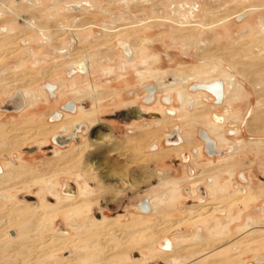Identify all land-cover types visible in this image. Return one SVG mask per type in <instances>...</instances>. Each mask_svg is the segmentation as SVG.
Instances as JSON below:
<instances>
[{"label": "rangeland", "instance_id": "obj_1", "mask_svg": "<svg viewBox=\"0 0 264 264\" xmlns=\"http://www.w3.org/2000/svg\"><path fill=\"white\" fill-rule=\"evenodd\" d=\"M1 1L10 5L15 13L0 4V104H7L18 98V92H33L37 97L30 96L29 99L32 98L34 103H30L21 112L0 109V126L6 123L9 125L6 127L7 132L0 137V143L3 141L0 144V164L9 160L17 166L28 168L27 173L19 172L0 184V216L8 210L13 212L19 204H39V196L43 206L48 204L44 200L45 196L52 197L48 186L36 183L45 177H51L56 191L57 186L70 183L72 187L82 185L84 189L91 190V193L85 198L76 197L70 202L72 207L80 210V203L84 201L86 207L81 214H69L67 207H56L54 219L51 220L54 226L48 223L47 226L39 227L35 234H29L44 245L48 237L53 235L52 226L55 228V225L66 227L75 236L72 237L75 242L66 243V251H52V258L41 256L44 245H39L37 251L27 249L26 260L20 261L18 255L7 246L6 239L13 238L8 236L9 230L18 231L22 225L6 224L3 218L0 219V264H40L43 260L59 264L61 260H66L71 251L73 254L80 253L75 244H82V241L89 249L85 251L86 257L90 261L95 260L96 264L171 263L170 255L158 254L155 249L158 242L155 240L163 237L173 239L181 233H191L194 236L198 233H192L200 230L207 234L204 220L209 223L213 219L218 221L215 222L218 226L214 227L218 232L212 231L209 235L211 239L203 243H215L218 248L208 246V249L188 252L192 263L209 264L204 262L209 259L211 264H217L225 259L230 264H264V8L259 6L264 0ZM253 5L259 9H250L243 17L237 18V10ZM228 17L230 20L209 30L181 26V23L215 24ZM23 18L38 22L48 30L42 32L35 29ZM140 19H144L146 23L131 27ZM107 29H119V32L111 35ZM123 29L126 33H120ZM130 49L136 52V64L125 58L127 50L133 55ZM234 64L237 68L247 69L246 76ZM201 70L206 73L200 72ZM224 73L235 79L231 89L233 94L236 97L246 94L245 97L218 108H211L213 102L204 98L207 106L198 107L205 111L195 119L180 111L177 86L185 87L194 95L193 108L185 107V111L191 113L198 100V92H192L191 87L196 83L211 82L206 81L208 76L222 78ZM243 78L248 81L244 82L245 87H242ZM257 83H262V86ZM48 85L54 86L52 95H49L58 96L56 103L45 90ZM148 86H156L153 89L158 90L156 94L152 90L155 97L152 95L151 103L147 102L146 97ZM163 97L171 100V103L164 104ZM67 100L77 101L84 109H77L73 102L65 115H81V119L91 120L93 124L79 142L75 141L61 148L56 155L53 152L51 134L37 135V130L45 127L46 123H51L49 115L60 109L59 104ZM132 104L147 106L152 110L159 109L167 116V123L160 124L159 127L141 119L140 124L129 126L128 122L114 116ZM94 109H97V112H93L95 116L92 113L89 114L90 117L85 116ZM217 114L222 117L219 124L221 123L222 135L228 142L218 145L224 150L223 154H229L210 158L199 131H210L211 125L218 123L213 117ZM27 117L32 119H26ZM174 127L182 135L188 132L193 134H190L191 142L185 141L186 146L182 149H172L167 145L165 134L173 132ZM229 131H240L241 134L239 132L238 135L229 137L226 134ZM109 132L112 135L105 136ZM19 134L25 137L19 145H11L3 140V137L9 139ZM96 134L105 136L103 143L81 151L79 145ZM200 148L202 156L190 157L189 164L182 161L183 153L191 154ZM59 156H70L71 159L59 160ZM52 160H55V165L47 163ZM190 167L193 168V174L196 173V187H208V181L218 176L226 195L213 199L214 193H211L212 196L207 197L209 201L206 207L187 210L197 194L196 191V194L192 192L194 181L187 179ZM230 170L234 171L233 175ZM242 173L252 179L245 182L241 178ZM174 180L180 183L178 198L173 204L161 206L151 213L148 218L150 226L141 223L136 226L141 228L132 233L127 226L106 221L96 225L98 228L93 226L83 229L84 234L91 232L93 235L92 239L82 240L77 238V229L68 226L67 217L73 224L88 223L98 214L110 218L121 213L122 222L138 220L137 214L131 217V213H139L136 206L142 200L157 194L168 196V199ZM232 183H235V187L236 184L246 185V195L251 192L256 195L241 202L237 197L243 194L234 191ZM187 188L191 189V196L187 194ZM7 197H11L12 201L4 200ZM212 204L216 208L209 210L207 207ZM189 215L192 219L187 218ZM227 215L229 222L224 221ZM171 221L177 222L174 224L176 226L170 224ZM209 227L212 230L211 223ZM132 237L140 243L123 251L118 250L119 243ZM21 241L32 242L30 238ZM93 244L98 245L97 250L90 248ZM143 244H146L145 247ZM177 250L181 251V248ZM208 251L212 253L208 254ZM143 253L153 259L149 262L143 259H133L134 262H131L126 259L127 255L132 259L139 258ZM13 258L14 262L11 260ZM79 263L84 264L77 260L65 262Z\"/></svg>", "mask_w": 264, "mask_h": 264}, {"label": "bare ground", "instance_id": "obj_2", "mask_svg": "<svg viewBox=\"0 0 264 264\" xmlns=\"http://www.w3.org/2000/svg\"><path fill=\"white\" fill-rule=\"evenodd\" d=\"M0 4L1 5H4L5 7H7V9L10 11V12H13V13H15V10H13V8L10 6V5H8L7 3H4L3 1H1L0 0ZM30 4H33V3H31L30 2ZM243 10H244V8L243 9H239V10H237L236 12H237V14L238 13H240V12H243ZM0 15H1V11H0ZM19 17H21V16H19ZM241 17H243V16H239V18H241ZM22 18V17H21ZM23 20L25 21V22H27L29 25H31L33 28H35V29H38V30H40V31H42V32H44V31H46V30H48L47 28H43L42 26H40V24L37 22H35V21H33V20H30V19H25V18H23ZM220 22H222V20H220V21H218V22H216L215 24L214 23H210V24H208V23H197V24H194V25H192V24H190V25H184L183 23H181V26H196V28L195 29H197V30H199V29H209V28H211V27H213L214 25H216V24H218V23H220ZM146 23V21L144 20V19H140L139 20V22L138 23H136L135 25H132L131 27H138V26H142L143 24H145ZM188 30L190 29L189 27L187 28ZM191 29H194V28H191ZM11 30V29H10ZM9 30V32H13V31H10ZM13 30V29H12ZM63 30H66V27H63ZM108 30V34H111V35H116V34H118V32H119V29H114V30H111V29H107ZM124 31H120V33H126V31H125V29H123ZM7 33V32H6ZM121 35V34H120ZM8 38V37H7ZM3 41V40H2ZM4 41H5V38H4ZM3 41V42H4ZM2 42V43H3ZM6 42V41H5ZM135 42H137V41H135ZM135 42H133V43H135ZM140 42V41H139ZM142 42V41H141ZM1 43V42H0ZM7 44V43H6ZM4 45V44H3ZM133 45V44H132ZM0 46H2V44L0 45ZM5 47V46H4ZM134 47V46H133ZM135 50H136V48H134ZM131 51H133L132 49H130ZM135 50H134V56L133 57H129V56H132V55H130L131 53H130V51H128L127 50V53H126V55H125V58H127L128 59V61L129 62H132V64H136L137 62H135V58H136V52H135ZM133 53V52H132ZM127 54H128V56H127ZM146 54V53H145ZM214 54V53H213ZM216 54V53H215ZM148 56V55H147ZM213 68V67H212ZM199 72V71H198ZM200 72H203V73H206V71H200ZM222 76H225L226 78H227V81H228V84L230 85L231 84V81H230V79H229V74L227 75V74H223ZM216 77H207L206 79L207 80H213V79H215ZM48 88H50V90L51 91H53L54 90V86L53 85H48L47 86ZM176 88H178L179 90H178V93H179V98H180V101H181V103H185L189 98H191L193 95L191 94V93H189V92H187V90H186V88L184 87H181V88H179V87H176ZM204 88H207V86H205ZM182 89V90H181ZM208 89V88H207ZM184 90H185V92H184ZM25 93L27 94V96H31V97H37L36 96V94L35 93H33L32 92V94H31V92H29V91H25ZM24 93V94H25ZM24 94L22 93V92H18V98H16V99H14L13 101H12V104L14 105V104H17L18 106H25V98H24ZM30 101H32V98L30 99ZM193 115H195V113H193V114H191L190 116H193ZM80 116V115H79ZM75 119H76V117L75 116H72V115H69V114H67L66 116H65V118L61 121V122H57V123H54V124H51V123H47L46 125H45V127H43L42 129H39V130H37L38 132H37V135H39V134H44V135H48V134H52V133H54V132H56L59 128H61V127H64V128H67L68 130L71 128V126H72V124H73V122L75 121ZM166 120H168V119H166ZM166 120H163V122H166ZM28 121V120H27ZM153 122H155V121H153ZM162 123V122H161ZM20 124V123H19ZM9 125H8V123H6V124H3L2 126H0V137L1 136H4V133L5 132H7V128L6 127H8ZM18 126V125H17ZM21 126H22V124H21ZM21 126H20V128H21ZM37 126V125H36ZM35 126V127H36ZM40 126V125H39ZM34 127V126H33ZM9 128H11V127H9ZM13 129H15L14 127H13ZM12 130V129H11ZM16 130V129H15ZM10 131V130H9ZM17 131V130H16ZM19 133V132H18ZM17 133V134H18ZM147 133V132H146ZM150 133V132H149ZM15 134V133H14ZM27 134V133H26ZM26 134H25V136H26ZM109 134H111L110 132H109ZM106 135H108V134H106ZM221 135V134H220ZM35 136V135H34ZM43 136V135H42ZM99 136V135H98ZM111 136V135H110ZM150 136V135H149ZM101 137V136H100ZM144 137V136H143ZM4 139V141L5 142H7V143H10L11 145H19V144H21L22 143V141H23V139L25 138L24 136H22V134H19V135H14V136H12V137H10L9 139L7 138V137H3ZM186 138H187V140L189 139V137H188V135H186ZM221 138H222V142H227L226 140L227 139H224L222 136H221ZM140 139H142V138H140ZM107 140H109V139H107ZM156 140V139H155ZM102 140L100 139V142H101ZM153 141V140H152ZM3 142V141H2ZM1 142V143H2ZM145 142V141H144ZM255 142V141H254ZM0 143V144H1ZM42 143V142H41ZM228 143V142H227ZM251 143H253V141H251ZM101 145V143H99L98 142V140L96 141V140H93V139H91L89 142H87V143H85V144H83V145H80L79 146V148L81 149V151L82 150H85V149H87L88 147L90 148L91 146H94V147H97L98 145ZM120 144V143H119ZM144 144V143H143ZM264 144V143H263ZM99 145V146H100ZM261 145H262V143H261ZM120 146V145H119ZM137 146H139V145H137ZM236 146V145H235ZM130 147V146H129ZM136 148V147H135ZM172 149H176V148H172ZM59 152H60V150H56V155H58L59 154ZM128 152V151H127ZM124 153V152H123ZM126 154V153H125ZM142 155V154H141ZM66 158H68L69 160L71 159V157L70 156H59L58 157V159L60 160V159H66ZM56 160V159H55ZM55 160H52V161H48L47 163H49L50 165H55L56 164V162H55ZM4 165H3V167H4V172L2 173V174H0V184H3V183H5V181H7V180H9L10 178H12V177H14V176H16L19 172H21V173H23L24 171H26V170H28V168L27 167H24V166H17V165H15L12 161H4V163H3ZM147 163H145V165H146ZM227 168V167H226ZM76 169V168H75ZM74 169V170H75ZM231 172H233L232 170H230ZM29 172V171H28ZM26 173H27V171H26ZM88 174V173H87ZM90 174V173H89ZM20 175V174H19ZM28 179H29V177H28ZM26 180V179H25ZM21 183V182H20ZM36 183H45V185L46 186H48V188H49V193H51V194H53V195H55L57 198H58V201H57V203L55 204V205H53V204H50V203H48V204H46V205H42V203L40 204V206L37 208V209H35V210H29L28 208H27V204H19V206L18 205H16V209H14V211L13 212H9V210H8V212L7 213H5V214H3V215H1L0 216V219H4V222L6 223V224H21L22 226H21V228L18 230V236H17V238H15V239H12V238H8V239H6V243H7V246H9V248H11L12 250L11 251H14V254L16 253L17 255H18V258H19V260L20 261H22V260H24L25 259V257L28 255V253L26 252V250L27 249H33V250H35L36 248H38L39 247V245H44V243L42 242H39V241H36V239H33V237H31L29 234H35V231L36 230H38V228L39 227H42V226H47L48 225V223H50L51 225H53V223L51 222V220L52 219H54V213H55V208L56 207H59L58 209H65L66 207L68 208V210H67V213H71V214H73V215H79L80 214V210L79 209H77L76 207L74 208V206L72 207V205L73 204H71L70 202L72 201V200H74L76 197H72V196H64V195H60L57 191H56V187H55V185L52 183V179H51V177H45V178H43L42 180H37V182ZM180 184V183H179ZM177 182H172L171 183V185L172 186H176V185H179ZM54 185V186H53ZM1 186V185H0ZM218 187H219V184L217 183V179L215 178V183L212 185V189H214L215 190V192H214V194L213 195H215L214 196V199H218L219 197H221L222 195H225L224 194V192L222 193V195L220 196V195H218V194H216V192L218 193V191L216 190V189H218ZM82 188V187H81ZM45 189H47V188H45ZM83 189V188H82ZM82 189H80V193H79V195H78V197H81V196H84V195H88V194H90L91 193V191H90V193H89V190H87L86 192H84ZM254 195H256V193H252V194H248V195H246L243 199H241L240 197H237L239 200L241 199V202L243 201H245V200H249V199H251V196H254ZM85 198V197H84ZM12 198L11 197H9L7 200L8 201H12L11 200ZM7 201V202H8ZM233 202V201H232ZM6 203V202H5ZM225 203H227V201L225 202ZM240 203V202H239ZM151 204H152V206H153V208H154V211L156 212L161 206L163 207V206H165L166 204H167V201L166 200H164L163 199V197H162V195H158V196H155V197H153L152 199H151ZM220 204V203H219ZM223 204V203H222ZM232 204H234V203H232ZM237 205V204H236ZM206 207V205H198V206H195V207H188V209L187 208H183V209H187V210H193V209H197V208H200V207ZM220 206V205H219ZM19 208H21L20 210H19ZM209 210H211V209H215L214 208V205L212 204V207H207ZM220 208H221V206H220ZM219 208V209H220ZM222 209V208H221ZM218 210V209H217ZM210 212V211H209ZM212 212V211H211ZM208 213V212H207ZM211 214V213H210ZM186 215H188V213H186ZM186 215H183V216H186ZM135 216V215H134ZM133 216V217H134ZM137 217H138V220H136L135 219V221L133 220V221H129V222H127V223H123L121 220H120V218L119 217H117V219H110V218H106V217H104V219L103 220H97V219H92V221H89L88 223H77V224H73L71 221H70V219L67 217V222H68V225L71 227V228H76L77 229V231H78V235H77V238L78 239H81L82 240V238H91L92 239V235H93V233H83V229L84 230H87V228H90V227H95L96 225H100V224H102L103 222H106V221H110L111 223H113V224H115V225H124V226H127V227H129V231H131L132 233L134 232V231H136L137 229H139V228H141V227H136V226H140V224L142 223L144 226H150L149 224H150V222L148 221V218L150 217V216H146V215H144V214H137ZM215 217V216H214ZM213 217V218H214ZM187 218H189V219H192V217H191V215H189V216H187ZM212 218V217H211ZM212 218V219H213ZM72 219V218H71ZM184 220V219H183ZM188 220V219H187ZM53 221V220H52ZM137 221V222H136ZM224 221L225 222H229V215H227V216H225L224 217ZM223 221V222H224ZM218 223V221L217 220H212V221H210L209 223H211V225H212V230H210L211 228L209 227V223L207 222V220H204V223L206 224V230H207V234H205V233H198V234H196V233H193V234H196V235H194V236H191V235H184V236H182V237H173V241L174 240H176L177 242H175L174 241V248H173V244H172V248L173 249H171V251H163V250H160V249H158V248H156L155 247V249H156V251H158V254L159 255H162V256H166V255H170L171 256V262H172V264H197V263H192L191 261V259H192V257L190 258L189 257V255H188V252L190 253L192 250H196V251H201V250H204V249H208L209 247H213V246H216L215 245V243L214 242H212V243H214V244H211V245H206V244H204L203 242H206V241H208L209 239H211L210 238V234L212 233V231H215V233H217L216 232V230H218V229H215L214 227L215 226H218L216 223ZM137 223H139V224H137ZM177 222H172L171 221V223L170 224H172V225H174V224H176ZM183 223V222H182ZM162 224V223H161ZM160 224V225H161ZM165 224H163V226H164ZM174 226H176V225H174ZM97 227V226H96ZM98 228V227H97ZM101 231V230H100ZM129 231H127V233L129 232ZM144 231V230H143ZM79 233H82L81 235L79 234ZM96 232H94V234H95ZM99 234H101V233H99ZM106 234V233H105ZM103 235H104V233H103ZM72 237H75V236H56V235H50L48 238V240L46 241V244L44 245V250L43 251H41V256H43L44 258H52L51 257V255H50V253L52 252V251H56V250H65L64 249V247H65V245H66V243H70L71 241H73L74 240V238H72ZM30 238V240H32V242H22L21 240L22 239H29ZM37 238V237H36ZM90 239V240H91ZM79 241V240H78ZM73 242H75V241H73ZM84 241H82V244H80L81 242H79V244H75V248L76 249H78V250H80V253L79 252H76V254H73V256H71V257H69V258H66V260L64 261V260H61V263H59V264H65V262L67 263V262H71V261H75V260H77V261H79V262H82L83 261V263L84 264H96L95 263V260H92V261H90V259L88 258V257H86V255H85V251L86 250H89V249H87V247H86V245L83 243ZM5 243V244H6ZM91 243V242H90ZM136 243H140V242H136V240H135V237H132V238H129V239H127V240H124V241H122V243L120 244H118V247H119V249L118 250H121V251H123V250H125L126 248L128 249V248H131L132 246H134ZM199 243H202V244H199ZM195 244H198V245H195ZM224 244V243H223ZM145 245L146 244H143L142 246L143 247H145ZM193 245V246H192ZM148 246V245H147ZM209 246V247H208ZM221 246V245H220ZM109 247H111V246H109ZM90 248H93V250H97L98 249V245L96 244H93V245H90ZM113 248V247H112ZM179 248H181V251H178L177 249H179ZM216 248H218L217 246H216ZM109 250V249H108ZM213 250V249H212ZM36 251H37V249H36ZM182 251H183V253H182ZM215 251V250H214ZM30 252V251H29ZM209 252V251H208ZM35 252H33V254H34ZM39 253V252H38ZM210 253H212V252H209L208 254H210ZM96 254V253H95ZM95 254H94V256H95ZM205 254H207V252L205 253ZM3 255H5V253H3ZM8 255H9V253H8ZM12 255H13V253H12ZM40 255V254H39ZM144 255V257L145 258H143V260L146 262H149L151 259H153L152 258V256H150V258H149V256H147L146 255V253L144 254H142V256ZM0 256H2V254H0ZM203 256V255H202ZM7 257V256H6ZM38 257V256H37ZM197 257V256H196ZM196 257H195V259H196ZM9 258H10V256H9ZM33 258V257H32ZM95 258V257H94ZM199 258H201V257H199ZM232 258V257H231ZM127 261H131V262H134V260H133V258L131 259V257L129 258L128 257V255H127ZM139 259H141L142 260V258H137L136 260H139ZM13 262L15 261V259L13 258V259H11ZM10 260V261H11ZM26 260V259H25ZM24 260V261H25ZM200 262L202 261V260H200V259H198ZM197 260V261H198ZM194 261H196V260H194ZM193 261V262H194ZM204 262H206V263H209V264H211V260H209V259H207L206 261H204ZM216 262V261H215ZM22 263V262H21ZM40 264H55V262L54 263H52V262H48V261H42V262H40ZM80 264V263H79ZM100 264H103V263H100ZM198 264H199V262H198ZM215 264V263H214ZM217 264H230L229 263V261L228 260H220V261H218V263Z\"/></svg>", "mask_w": 264, "mask_h": 264}, {"label": "flooded vegetation", "instance_id": "obj_3", "mask_svg": "<svg viewBox=\"0 0 264 264\" xmlns=\"http://www.w3.org/2000/svg\"><path fill=\"white\" fill-rule=\"evenodd\" d=\"M259 6L261 7L262 6V8H264V3H262L261 5L259 4ZM250 9H259V7H256V6H252V7H250V8H244V10H243V12H240V13H238L236 16H237V18H239V16H243V14L246 12V11H248V10H250ZM228 20H230V17H228V18H226V19H223L222 20V22H220V23H218V24H216V25H214L213 27H215V26H217V25H219V24H221V23H224V22H226V21H228ZM213 27H211V28H213ZM211 28H209V29H211ZM209 29H207V30H209ZM134 49V48H133ZM229 52V51H228ZM128 56V55H127ZM134 56V50H133V55L131 56V57H133ZM235 65V64H234ZM235 68H237L236 67V65L234 66ZM238 69V68H237ZM263 69V68H262ZM243 75H245L244 74V72H243ZM224 77V78H223ZM229 79H230V81H231V84L229 85L228 84V81H227V78L225 77V76H222V78L220 77L219 79L218 78H215V79H213V80H207L206 79V81H211V82H206V83H196V84H194L192 87H191V91L192 90H194V91H196V92H198L197 93V95H196V97H197V101H196V106H195V110H194V112H188V111H185V107L187 106L188 108H193V96L191 97V98H189L184 104L183 103H181V101H180V98H179V102H180V104H181V106H180V111L183 113V114H185V115H191V114H193V113H195V115H193V116H190L192 119H195L196 118V116L198 117L199 116V114L200 113H202V112H204L205 111V109L204 108H200V107H198V106H202V107H206L207 106V103H205L204 102V98L206 99V100H211L212 102H213V104H211V108L212 107H221L222 105H224V104H227V103H229V102H232L233 100H239L241 97L240 96H238V97H236V95L235 94H233V90H231V89H233V86H234V81H235V79H234V77L232 78L231 77V75L229 74ZM205 86H207V88H204ZM156 86H148L147 87V91H148V93L146 94L147 96V102H149V103H151L152 102V95H154V94H156L157 93V91L158 90H154L153 88H155ZM177 87H179V86H177ZM242 87H245V84H244V82L242 81ZM179 88H181V87H179ZM45 90H46V92L48 93V95L49 94H51L52 95V92H51V90H50V88H48V87H45ZM152 90H154V94L152 93ZM187 90V89H186ZM165 91H166V89H165ZM187 92H189L188 90H187ZM193 92V91H192ZM190 93V92H189ZM24 94V93H23ZM179 94V93H178ZM154 97H155V95H154ZM24 98H25V106H18L17 104H12V100L9 102V103H7V104H0V109L1 110H7V112H21V111H23L24 110V108L26 107V106H28V105H31L30 103H34V102H32V101H30V99H29V96H27V94L25 93L24 94ZM27 98V99H26ZM49 98L50 99H55V103L57 102V98H58V96H55V97H53V96H50L49 95ZM154 99V98H153ZM48 101H49V99H47ZM192 100V101H191ZM29 103H28V102ZM191 101V102H190ZM75 103L76 104V107H77V109H79L80 108V110H82V109H84V107L83 106H81V105H78V103H77V101H73V100H67V101H64V102H62V103H60L59 104V107H60V109H56V110H54L53 112H52V114L51 115H49V119H50V122H51V124H54V123H57V122H61L65 117H64V115H65V112L70 108V105H71V103ZM28 103V104H27ZM163 103L164 104H166V105H168L169 103H171V100H169L168 101V99H166L165 97H163ZM130 109H132V108H138V110L140 111V112H142L143 114H145V116H142V117H139V118H132V119H130V120H127L126 122H128V124H129V126H133L134 124H136V125H138V124H140V121H141V119H142V121H145V122H147V124H151V123H153V124H156V125H158L159 127H160V124L161 125H164L165 123H167V116H164V114H162V112L161 111H159V109L158 110H152V109H150L149 107H147V106H139V105H130V106H128ZM147 107V108H146ZM200 108V109H199ZM70 110V109H69ZM85 111V110H84ZM94 111H96L97 112V109H94V110H92V111H90V112H85V113H87V115H85L86 117H90L89 116V114L90 113H92V114H94L93 112ZM191 111H193V109H191ZM226 113H229V112H226ZM224 114V113H223ZM67 115V114H66ZM65 115V116H66ZM45 116V115H44ZM84 116V117H85ZM93 116H95V114L93 115ZM64 117V118H63ZM76 117V119H75V121L73 122V124H72V126H71V128L68 130H66L64 127H61V128H59L56 132H54V133H52L51 134V136H52V146H53V152L55 153L56 152V150H60L61 148H63V147H66V146H68V145H71L73 142H79L80 141V138L84 135V134H86V133H88L89 131H90V129H91V125L93 124L92 122H91V120H87V119H81L83 116H75ZM214 117V119H215V121L216 122H218V123H215V124H212L211 125V128H210V131H205V130H200L199 131V136H200V138L204 141V143H205V147H206V152H207V154H208V156L210 157V158H214V157H216V156H222V155H226V154H229L228 152H224V154H223V152L222 151H224L222 148H220V146L224 143V142H222L221 140H222V138H221V136L223 137V135H222V132H221V129H222V125H220L219 124V122H221V115H215V116H213ZM63 118V119H62ZM26 119H32V117H27ZM61 120V121H60ZM163 120H166V122H163ZM153 121H155V122H153ZM162 122V123H161ZM242 123V122H241ZM47 124V123H46ZM45 124V125H46ZM44 125V126H45ZM241 126H242V124H241ZM256 128V127H255ZM177 127H174L173 128V132H171V133H167V134H165V137H166V142H167V145L170 147V148H176V149H182V148H184L186 145H185V141H188V142H191V138H192V136L190 135V134H184V135H182V133H181V131H177ZM240 132V131H239ZM239 132L238 133H236V131H229L228 133L226 132V134L230 137L231 135H235V134H239ZM111 133V132H110ZM147 133H149V132H147ZM108 135H112V134H109V133H107ZM221 134V135H220ZM240 134H241V132H240ZM99 135V136H98ZM107 135V136H108ZM186 135H188V137H189V139L187 140V138H186ZM226 135V136H227ZM101 136V137H100ZM105 136H106V134H105ZM105 136H102V135H100V134H96V135H94L93 137H91V138H89L85 143H87V142H89L91 139H93V140H98V142L99 143H103V141L106 139L105 138ZM224 138V137H223ZM100 139L102 140L101 142H100ZM225 139V138H224ZM262 141V140H261ZM85 143H82L81 145H83V144H85ZM262 143H264L263 141H262ZM220 146H219V145ZM227 144V143H226ZM41 145H44V144H41ZM100 145V144H99ZM98 145V146H99ZM80 146V145H79ZM37 147H38V145H37ZM156 149H159V146H156ZM162 150V149H161ZM56 154V153H55ZM203 155V152H202V149L200 148V150L198 151V149H197V152H192L191 154H189V153H183V155H182V161L184 162V163H186V164H189L190 163V157L191 158H196V157H199V156H202ZM196 156V157H195ZM19 158L21 159V156H19ZM18 158V159H19ZM188 158V159H187ZM5 161H9V160H5ZM175 162V164L177 163L178 164V162H177V160H174ZM4 163V162H3ZM3 165L4 164H0V174H2L3 172H4V167H3ZM233 171V170H232ZM190 173H188V180H190V181H198L197 180V178L195 179V174L196 173H194L193 174V168L192 167H190V171H189ZM196 172V171H195ZM231 172V171H230ZM233 173H234V171L233 172H231V174L233 175ZM199 177V176H198ZM215 178L217 179V183L219 184V187H218V189H216L217 191H218V193L216 192V194H218V195H222V193L224 192V194L226 195V193L227 192H225L224 191V189H223V187H222V185H221V182L219 181V178H218V176H214L211 180H207L208 181V184H209V186L207 187V185L206 186H197L196 187V185L198 184V182H193L192 184H193V193H195V191H196V198L195 199H192V201L191 200H188V201H191V203H189V205H188V207H195V206H198V205H208V201H207V197L208 196H210L211 195V193L213 194L214 192H215V190L214 189H212V185L215 183ZM241 178L245 181V182H248L249 181V179H252L250 176H246L245 175V173H242V175H241ZM175 181V180H174ZM178 184H179V182L178 181H176ZM232 186H233V189H234V191L235 190H237V192H241V194H243L242 196H239L241 199H243L245 196H246V193H247V190H246V185H241V184H236V187H235V183H232ZM82 187V185H77V187L75 186V187H72V185L70 184V183H65L64 185H62V186H57V192L60 194V195H64V196H72V197H78V195H79V193H80V189H82L81 188ZM180 188V184L179 185H176V186H173V188L172 189H170L171 190V194H170V196H169V200L167 199V197L168 196H164V195H162V197H163V199L164 200H166L167 201V205L168 204H173L175 201H176V199L178 198V196H179V189ZM196 188V189H195ZM84 192H86L87 190H89V189H82ZM187 190V194L189 195V196H191L192 195V193H191V189L190 188H187L186 189ZM197 190H198V192H197ZM90 191L91 190H89V193H90ZM213 191V192H212ZM243 192H245V193H243ZM252 193H255V192H251V193H249V194H252ZM37 194L39 195V191H37ZM51 194V193H50ZM199 194V195H198ZM158 195H161V194H157L156 196H158ZM198 195V196H197ZM225 195H222V196H225ZM248 195V194H247ZM51 198L50 197H48V196H45L44 197V200L45 201H47V202H49L50 204H53V205H55L56 203H57V201H58V198L55 196V195H53V194H51ZM212 196V195H211ZM214 196L215 195H213V199H214ZM84 197H87L86 195H84ZM153 197H155V196H153ZM153 197H149V198H146V199H144V200H142L141 202H140V204L138 205V206H136V209L139 211V213H131V217L133 218V216H134V214H144V215H146V216H150V214L151 213H154L155 211H154V208H153V206H152V204H151V199L153 198ZM180 197H182V195L180 196ZM8 198V197H7ZM39 201H40V203H41V198H40V196H39ZM240 199V200H241ZM251 199H252V196H251ZM4 200H7V199H4ZM149 202V204H150V212H148V213H144L143 211H142V206H141V204H143V203H145V202ZM205 201H207V202H205ZM246 201H248V200H245L244 202H246ZM203 202H205V203H203ZM40 203L39 204H37V203H34V204H28L27 203V205H28V208L30 209V210H35V209H37L39 206H40ZM202 203V204H201ZM81 205H82V207H80V214L83 212V210H84V208L86 207V204L84 203V201L82 202V203H80ZM80 204H79V206H80ZM208 207H212V205H210V206H208ZM122 215L123 214H114L113 215V217H110V219H117V217H120V220H121V217H122ZM104 217H106V218H108L107 216H105L104 214H98L97 215V217L96 218H94V219H97V220H103L104 219ZM130 220H132V219H129L127 222H129ZM127 222H123V223H127ZM53 226H54V224H53ZM52 226V229H54L52 232H53V235H56V236H72V233L69 231V230H67V228L66 227H63V226H60V225H55V228ZM69 226V225H68ZM70 227V226H69ZM71 228V227H70ZM200 232H203V231H196V232H194V233H200ZM193 234V233H192ZM12 236L13 238L12 239H15V238H17V236H18V231H16V230H13V229H11V230H9V233H8V236ZM184 235H191V233L190 234H179V235H175L174 237H182V236H184ZM9 236V237H10ZM11 238V237H10ZM156 242H158V247H156V248H160V250L162 249V250H164V251H170L171 249H173L174 248V242H173V239L172 238H169V237H163L161 240H155ZM172 244H173V248H172ZM67 250V249H66ZM65 250V251H66ZM73 251H71V253L69 254V255H67L66 256V258H68V257H70V256H72L73 255ZM138 257H134L133 259H137ZM139 258H142L143 259V256L142 255H140V257ZM152 260V259H151ZM150 260V261H151ZM169 261L171 262V258L169 259ZM159 264H172V262L171 263H169V262H161V263H159Z\"/></svg>", "mask_w": 264, "mask_h": 264}, {"label": "water", "instance_id": "obj_4", "mask_svg": "<svg viewBox=\"0 0 264 264\" xmlns=\"http://www.w3.org/2000/svg\"><path fill=\"white\" fill-rule=\"evenodd\" d=\"M116 118L122 119L124 121L130 120L132 118H139L142 116H145L142 112L138 110V108H132L129 107L124 108L120 111H118L115 115Z\"/></svg>", "mask_w": 264, "mask_h": 264}, {"label": "crops", "instance_id": "obj_5", "mask_svg": "<svg viewBox=\"0 0 264 264\" xmlns=\"http://www.w3.org/2000/svg\"><path fill=\"white\" fill-rule=\"evenodd\" d=\"M247 67H248V66H247ZM240 68H241V67H240ZM240 68H238V69H240ZM241 71L244 72V74H245V76H246V72H247L248 70H247V69H244V68H241ZM241 76H243V75H241ZM243 82L247 83L248 81H247L246 78H243ZM250 84H251V83H250ZM257 84H259V85L262 86V83H257ZM245 85H246V84H245ZM251 85H252V84H251ZM252 87H253V86H252ZM262 87H263L262 90L264 91V86H262ZM253 88H254V87H253ZM263 91H262V92H263ZM245 96H246V94H245V95H242L240 99H242V98L245 97ZM240 99H239V100H240ZM251 117H252V116H251ZM188 133H189V132H188ZM190 134H192V133H190ZM192 136H193V134H192Z\"/></svg>", "mask_w": 264, "mask_h": 264}, {"label": "built area", "instance_id": "obj_6", "mask_svg": "<svg viewBox=\"0 0 264 264\" xmlns=\"http://www.w3.org/2000/svg\"><path fill=\"white\" fill-rule=\"evenodd\" d=\"M141 206H142V211H143L144 213H148V212H150V204H149L148 201L145 202V203H143V204H141Z\"/></svg>", "mask_w": 264, "mask_h": 264}]
</instances>
